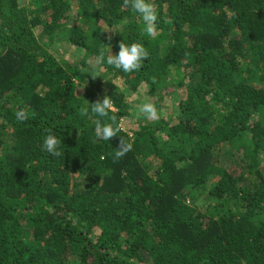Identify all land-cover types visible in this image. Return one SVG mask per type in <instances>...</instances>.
Segmentation results:
<instances>
[{
  "label": "trees",
  "instance_id": "1",
  "mask_svg": "<svg viewBox=\"0 0 264 264\" xmlns=\"http://www.w3.org/2000/svg\"><path fill=\"white\" fill-rule=\"evenodd\" d=\"M29 2L0 0V264H264V0H152L151 37L123 0ZM122 40L136 72L96 61Z\"/></svg>",
  "mask_w": 264,
  "mask_h": 264
},
{
  "label": "clouds",
  "instance_id": "2",
  "mask_svg": "<svg viewBox=\"0 0 264 264\" xmlns=\"http://www.w3.org/2000/svg\"><path fill=\"white\" fill-rule=\"evenodd\" d=\"M123 7L130 8L140 17L143 23V31L148 36L151 37L156 34L158 13L152 0H123ZM148 56L149 52L142 43H125L122 40L118 44V52H116V54L109 53L105 56L104 52H101L96 57V61L98 64L107 63L124 73H133L142 67ZM88 105V107L81 108V115L87 117L91 114L94 118L95 136L100 140L109 142L110 139L117 136L120 131V126L117 125L116 116L110 115V113L116 111L111 97L105 95L94 103L88 102ZM138 110L145 119H159V113L156 106L147 100L138 105ZM26 119L27 115L24 110L21 109L16 112L17 121L23 122ZM61 143L62 140L58 139L54 132L49 130L43 139L42 147L46 149L48 153L57 155V149ZM132 147L133 145L125 142L123 138L119 149L114 150L115 156L117 158L124 156L127 152L132 150Z\"/></svg>",
  "mask_w": 264,
  "mask_h": 264
},
{
  "label": "rangeland",
  "instance_id": "3",
  "mask_svg": "<svg viewBox=\"0 0 264 264\" xmlns=\"http://www.w3.org/2000/svg\"><path fill=\"white\" fill-rule=\"evenodd\" d=\"M30 0H18V3L20 4V6H28L29 5V2ZM72 53L73 52H70V53H67L65 59L69 62H75V57L72 56ZM75 54V53H74ZM146 88L145 87H141V89H139L137 95H136V101H134L136 103V105H139L140 103L144 102L145 100H149L151 101L152 99H149L150 97L147 95L146 93ZM182 98H185V96L183 95ZM173 99V100H172ZM165 97V98H162L160 100V103L162 104L164 110L162 111V115L165 114V110L167 111V114L165 115V118L166 117H169V114L171 116H173V111L171 110L172 107H175V105H177V103H175V97ZM175 104V105H174ZM228 161V160H227ZM227 168L229 169L233 164H231L229 161L227 162ZM236 169V167L234 168Z\"/></svg>",
  "mask_w": 264,
  "mask_h": 264
}]
</instances>
